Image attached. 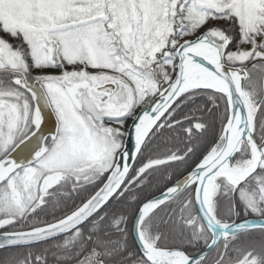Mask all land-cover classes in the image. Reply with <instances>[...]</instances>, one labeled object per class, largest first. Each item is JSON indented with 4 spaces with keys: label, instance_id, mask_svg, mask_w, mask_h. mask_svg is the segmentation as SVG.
I'll list each match as a JSON object with an SVG mask.
<instances>
[{
    "label": "snow or ice",
    "instance_id": "6c2138e0",
    "mask_svg": "<svg viewBox=\"0 0 264 264\" xmlns=\"http://www.w3.org/2000/svg\"><path fill=\"white\" fill-rule=\"evenodd\" d=\"M0 252L264 264V0H0Z\"/></svg>",
    "mask_w": 264,
    "mask_h": 264
},
{
    "label": "trees",
    "instance_id": "16d2710c",
    "mask_svg": "<svg viewBox=\"0 0 264 264\" xmlns=\"http://www.w3.org/2000/svg\"><path fill=\"white\" fill-rule=\"evenodd\" d=\"M172 135L174 136L175 134ZM167 136L168 134H166L165 137L155 141V146L153 149L155 155L163 157L169 149L175 150L177 147L183 148V143L175 139H166ZM185 167V165H174L171 168L162 167L160 171H157L152 177H150L151 182L139 192L141 200L151 199L152 197H156L157 195L161 194L163 191H165L167 186H170L174 182L175 179L181 178V174L184 172ZM170 174H174L172 181L167 179V176ZM129 211L131 212V209H129ZM3 255H5V253L0 252V256Z\"/></svg>",
    "mask_w": 264,
    "mask_h": 264
},
{
    "label": "water",
    "instance_id": "95a60500",
    "mask_svg": "<svg viewBox=\"0 0 264 264\" xmlns=\"http://www.w3.org/2000/svg\"><path fill=\"white\" fill-rule=\"evenodd\" d=\"M49 130L54 131V117L48 116L46 118V127H45V133H47ZM161 194L157 195L156 197L160 196ZM252 218V217H251ZM249 218V219H251Z\"/></svg>",
    "mask_w": 264,
    "mask_h": 264
}]
</instances>
